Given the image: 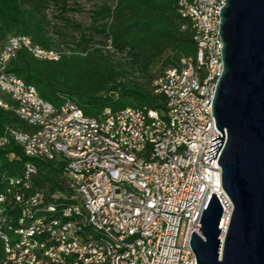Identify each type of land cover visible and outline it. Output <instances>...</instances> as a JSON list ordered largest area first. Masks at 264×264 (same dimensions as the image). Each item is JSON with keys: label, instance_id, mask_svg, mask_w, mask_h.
Masks as SVG:
<instances>
[{"label": "built area", "instance_id": "2783aa9c", "mask_svg": "<svg viewBox=\"0 0 264 264\" xmlns=\"http://www.w3.org/2000/svg\"><path fill=\"white\" fill-rule=\"evenodd\" d=\"M226 0H176L185 29L189 24L195 54L164 67L153 81L154 93L164 97L162 109L105 108L86 117L72 100L55 108L37 89L5 72L21 50L40 61L63 56L97 54L125 63L107 35L82 42L53 29L52 46L44 49L27 36L11 34L0 50V108L12 110L35 130L5 128L0 147L10 142L23 154L42 162L59 161L64 193L42 191L23 198L17 214L7 216L0 193V264H196L189 241L198 231L209 194L224 208L225 228L232 204L221 183L216 157L208 161L211 139L222 134L212 116V101L223 72L219 36L220 9ZM137 76V74H134ZM26 180L10 179L9 186L27 189ZM222 239V238H220Z\"/></svg>", "mask_w": 264, "mask_h": 264}, {"label": "trees", "instance_id": "16d2710c", "mask_svg": "<svg viewBox=\"0 0 264 264\" xmlns=\"http://www.w3.org/2000/svg\"><path fill=\"white\" fill-rule=\"evenodd\" d=\"M97 1L99 6L91 12L92 33L110 36L113 46L126 52L130 61L115 63L97 54L40 61L21 50L5 72L34 86L40 97L53 107L59 108L72 100L90 118L98 117L105 108L162 109L164 97L154 93L153 81L164 67L176 63L180 57L193 56L196 51L189 24L182 29L186 22L177 14L176 0ZM49 2L64 7L67 0H0V50L11 34L27 36L34 44L50 48V22L45 16ZM53 29L62 35L54 25ZM85 37L82 34V42L86 41ZM4 102L11 104L9 98ZM7 127L25 133L35 130L12 110L0 108V136ZM28 165L35 170L29 178L30 186L27 189L9 186L10 179L26 180ZM61 165L57 160L42 162L28 158L13 142L0 147V193L6 197L5 214L13 217L17 214L20 204L15 201L16 194L26 199L39 190L49 200L51 195L64 193ZM3 257L0 243V261Z\"/></svg>", "mask_w": 264, "mask_h": 264}, {"label": "water", "instance_id": "95a60500", "mask_svg": "<svg viewBox=\"0 0 264 264\" xmlns=\"http://www.w3.org/2000/svg\"><path fill=\"white\" fill-rule=\"evenodd\" d=\"M223 72L212 101L222 134L211 139L222 188L232 204L209 194L189 245L196 264H264V0H226L220 9ZM222 238V239H220Z\"/></svg>", "mask_w": 264, "mask_h": 264}, {"label": "rangeland", "instance_id": "374dc122", "mask_svg": "<svg viewBox=\"0 0 264 264\" xmlns=\"http://www.w3.org/2000/svg\"><path fill=\"white\" fill-rule=\"evenodd\" d=\"M99 6L97 0H67L64 7L61 3L51 4L49 6L50 14L54 16V26L63 36L71 37L73 33L84 34L89 39H100V36L92 33L91 12ZM68 20V23L64 22ZM79 25V30L75 26ZM130 58L126 56L124 62L127 63ZM0 100L7 101V96L0 94Z\"/></svg>", "mask_w": 264, "mask_h": 264}]
</instances>
